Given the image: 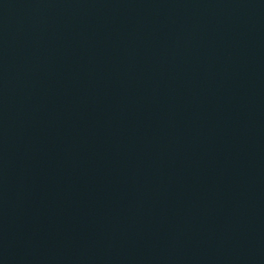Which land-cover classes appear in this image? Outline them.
<instances>
[{
    "label": "water",
    "instance_id": "1",
    "mask_svg": "<svg viewBox=\"0 0 264 264\" xmlns=\"http://www.w3.org/2000/svg\"><path fill=\"white\" fill-rule=\"evenodd\" d=\"M0 264H264V0H0Z\"/></svg>",
    "mask_w": 264,
    "mask_h": 264
}]
</instances>
